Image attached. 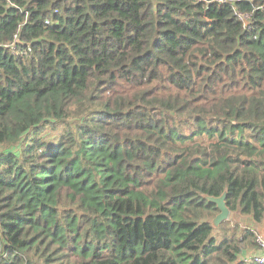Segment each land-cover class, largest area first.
<instances>
[{
  "label": "trees",
  "instance_id": "obj_1",
  "mask_svg": "<svg viewBox=\"0 0 264 264\" xmlns=\"http://www.w3.org/2000/svg\"><path fill=\"white\" fill-rule=\"evenodd\" d=\"M263 222L264 0H0V264H257Z\"/></svg>",
  "mask_w": 264,
  "mask_h": 264
},
{
  "label": "water",
  "instance_id": "obj_2",
  "mask_svg": "<svg viewBox=\"0 0 264 264\" xmlns=\"http://www.w3.org/2000/svg\"><path fill=\"white\" fill-rule=\"evenodd\" d=\"M225 194L223 193L221 196L215 198V197H206V200L215 204L217 209L219 210V213L215 216V218L212 221L213 227H218L222 222L228 220L230 211L227 208L225 204Z\"/></svg>",
  "mask_w": 264,
  "mask_h": 264
},
{
  "label": "built area",
  "instance_id": "obj_3",
  "mask_svg": "<svg viewBox=\"0 0 264 264\" xmlns=\"http://www.w3.org/2000/svg\"><path fill=\"white\" fill-rule=\"evenodd\" d=\"M219 4H223V0H218ZM260 246L264 247V241L260 238L257 239ZM246 259V258H245ZM248 261H254L257 264H264V255L263 256H256V257H249V259H246Z\"/></svg>",
  "mask_w": 264,
  "mask_h": 264
},
{
  "label": "rangeland",
  "instance_id": "obj_4",
  "mask_svg": "<svg viewBox=\"0 0 264 264\" xmlns=\"http://www.w3.org/2000/svg\"><path fill=\"white\" fill-rule=\"evenodd\" d=\"M228 220H231L233 223H239L240 225H244V224L246 225L247 224V222L244 218H240L237 215L230 214Z\"/></svg>",
  "mask_w": 264,
  "mask_h": 264
},
{
  "label": "crops",
  "instance_id": "obj_5",
  "mask_svg": "<svg viewBox=\"0 0 264 264\" xmlns=\"http://www.w3.org/2000/svg\"><path fill=\"white\" fill-rule=\"evenodd\" d=\"M258 232H259V236L262 237V239L264 240V222L261 226H259ZM250 253L251 252L243 253L242 256H244V257L251 256V255H248Z\"/></svg>",
  "mask_w": 264,
  "mask_h": 264
}]
</instances>
